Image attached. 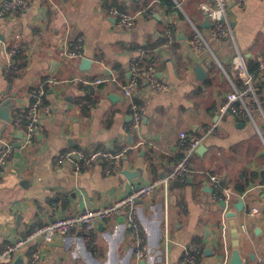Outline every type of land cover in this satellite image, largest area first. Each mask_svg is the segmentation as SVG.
Instances as JSON below:
<instances>
[{
  "label": "crops",
  "instance_id": "obj_1",
  "mask_svg": "<svg viewBox=\"0 0 264 264\" xmlns=\"http://www.w3.org/2000/svg\"><path fill=\"white\" fill-rule=\"evenodd\" d=\"M212 1L185 0L182 9L167 10L158 0H29L25 15L0 21V105L9 98L13 102V121L0 117V139L14 142L0 180V251L36 226L107 205L132 186L166 176L184 155L181 133L186 132L203 141L185 179L172 183L167 194L158 187L136 205L150 246L146 264H184L185 247L191 245L203 248L197 264H231L235 249L244 264H264V113L252 107L257 125L230 113L222 116L220 108L232 84L213 56L197 52L190 43L196 25L231 77L239 80L232 65L237 50L245 55L249 70V59L264 54V0L231 3L228 17L235 40L221 41L212 39L210 20L200 9L202 2ZM151 3L153 17L145 13ZM111 7L136 15L134 26L119 27ZM169 26L174 41L165 45ZM65 38L70 45L81 43V58L64 56ZM4 40L24 49L14 79L5 75ZM83 57L92 59L90 69L80 68ZM135 57L155 68L165 90L155 91L142 79L132 97L124 94ZM198 65L205 73L202 79ZM98 79L103 82L96 83ZM43 82L51 111L42 115L33 144L24 146V131L14 120ZM256 85L264 98V82L256 78ZM133 102L144 107L137 129ZM214 125L216 133L208 134ZM73 148L111 151L120 156V169L107 174L99 161L75 173L73 159L59 162ZM123 171L131 172L127 176ZM214 174L225 188L221 200L213 197ZM239 198L242 211L236 208ZM253 209L258 211L251 214ZM230 211L235 217L228 216ZM208 245L212 255L205 254ZM29 246L42 248L39 264H134L133 234L123 215L104 219L93 231L80 226L50 243L38 239ZM25 262L21 253L13 264Z\"/></svg>",
  "mask_w": 264,
  "mask_h": 264
},
{
  "label": "built area",
  "instance_id": "obj_2",
  "mask_svg": "<svg viewBox=\"0 0 264 264\" xmlns=\"http://www.w3.org/2000/svg\"><path fill=\"white\" fill-rule=\"evenodd\" d=\"M174 8L182 9L185 0H173ZM234 5L243 6L245 0H213L212 2H202L200 9L209 18L211 37L215 41H221L225 38H232L235 40L234 29L228 17V8L230 3ZM151 3L145 10L149 17H153L154 8ZM29 0H0V21L9 16H22L25 15L29 9ZM110 14L116 19L119 27L130 29L135 24L136 15L126 13L116 7L110 8ZM195 33L191 38V45L197 52H208L213 56L222 68L223 72L229 78L233 91L229 94L220 108L222 116L233 114L242 118L251 119L257 125V121L252 112V107L256 106L264 113V98L260 96L256 85V77L249 71L245 55L240 49L234 55L232 65L234 70L238 73L241 85L234 80L225 65L218 59L214 50L211 47L210 41L206 38L203 32L194 25ZM174 41V30L169 26L166 30L165 45H170ZM14 42V41H13ZM4 52L6 56L5 75L8 79L16 78L20 71L19 58L23 54V47L14 42H3ZM63 54L67 58H81L83 53V46L79 42L73 45L68 43V39H64ZM256 61L259 65L258 80L264 78V54H258ZM131 78L124 85V94L127 97L134 95V90L140 84L142 79H146L153 90L163 91L166 86L160 82L157 72L152 65H144L140 57H135L130 65ZM52 81H55L53 79ZM96 83L103 82V79H98ZM47 87L46 82L38 85L31 92V102L27 108L17 113L15 117V124L24 131V146L33 144L36 135L41 127V119L44 113L51 111V106L47 103ZM91 105V104H89ZM133 112V126L139 128L141 126L144 114V107L137 103H132ZM216 125L208 129L207 133H216ZM181 138L185 141V151L181 159H179L173 166L171 172L164 177H156L147 184L132 186L131 190L123 197L117 198L113 202L100 206V207H87L77 213H69L62 217L55 218L54 220L43 225L36 226L28 231L23 236L9 243L4 249L0 251V264H13L16 257L21 253L25 254V264H39L42 256V248L40 246L29 245L33 241L42 239L43 243H50L56 237L63 236L73 231L74 229L84 226L89 231L96 229L99 222L112 216L123 215L127 224L133 234L134 245V264H146L150 246L147 242V234L141 227L138 219L137 202L151 197L158 187H163L166 194L172 183L182 181L185 179L190 170V160L195 153L198 146L203 141L202 138H189L186 132L181 133ZM0 147V180L5 174V166L13 153L14 145L13 140L8 138H1ZM119 155H115L111 151L101 149L97 150H84L73 148L61 156L59 162L67 159H73L75 173H79L85 166L92 167L99 161L104 162V171L107 174H113L119 171ZM213 184V197L216 200L223 199L225 188L222 186L221 178L218 175H211ZM258 210L253 209L251 214L256 213ZM165 235L166 242H171L170 237V221L168 211L165 217ZM30 247L27 249V247ZM203 255V250L198 245H191L185 247L183 263L184 264H197ZM167 264L168 260H167Z\"/></svg>",
  "mask_w": 264,
  "mask_h": 264
},
{
  "label": "water",
  "instance_id": "obj_3",
  "mask_svg": "<svg viewBox=\"0 0 264 264\" xmlns=\"http://www.w3.org/2000/svg\"><path fill=\"white\" fill-rule=\"evenodd\" d=\"M233 3V2H231ZM230 3V4H231ZM209 25H211V22L209 23ZM2 36V35H0ZM93 64V61L92 59L88 58V57H83L82 60H81V63H80V68L85 70V69H90L91 66ZM199 77L202 79L204 76H205V73L203 71V68L198 65L197 66V69H196ZM130 76V75H129ZM114 96V95H113ZM12 108H13V102H12V99H6L4 100L1 105H0V117L9 121V122H12L13 121V118L11 117L10 113L12 111ZM22 135V133H21ZM22 137V136H21ZM20 137V138H21ZM21 143L18 144V146H20ZM131 171H123V174L129 176ZM222 205H225V201H222L221 202ZM243 207H244V201L242 198H239V200L237 201L236 203V208L239 210V211H242L243 210ZM236 213L234 211H230L228 212V216L229 217H235ZM233 236L235 237L236 241H235V245L237 246V238H238V229L236 227L235 224H233ZM205 254L206 255H212L213 254V249L210 245H208L205 249ZM231 264H244V260L243 258L241 257L240 253H239V250L238 249H235L234 250V253H233V257H232V262Z\"/></svg>",
  "mask_w": 264,
  "mask_h": 264
},
{
  "label": "trees",
  "instance_id": "obj_4",
  "mask_svg": "<svg viewBox=\"0 0 264 264\" xmlns=\"http://www.w3.org/2000/svg\"><path fill=\"white\" fill-rule=\"evenodd\" d=\"M158 1H159L163 6H165L167 10H172V9H174V5H175V3H174L173 0H158ZM163 40H164V39L160 40L158 44H161V43L163 42ZM249 60H250V61H249V65H250V70H249V71H250L252 74H254V76H255L256 78H258V76H259V72H258V70H259V65H258V63L256 62V60H253V59H249ZM261 82H262V83L264 82V78H262V77H261ZM237 83H238L239 85H241V80H240V79L237 80ZM239 191L242 193V192L245 191V188H244V187H239ZM201 249L203 250L202 247H201Z\"/></svg>",
  "mask_w": 264,
  "mask_h": 264
},
{
  "label": "rangeland",
  "instance_id": "obj_5",
  "mask_svg": "<svg viewBox=\"0 0 264 264\" xmlns=\"http://www.w3.org/2000/svg\"><path fill=\"white\" fill-rule=\"evenodd\" d=\"M255 118H257L256 115H255Z\"/></svg>",
  "mask_w": 264,
  "mask_h": 264
}]
</instances>
